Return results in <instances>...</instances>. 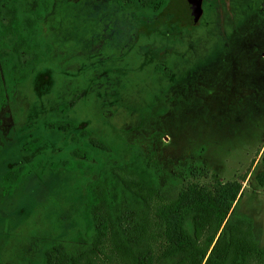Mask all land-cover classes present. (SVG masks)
<instances>
[{"label":"rangeland","instance_id":"rangeland-1","mask_svg":"<svg viewBox=\"0 0 264 264\" xmlns=\"http://www.w3.org/2000/svg\"><path fill=\"white\" fill-rule=\"evenodd\" d=\"M212 1L175 22L115 0H52L36 36L51 52L0 112V179L41 161L12 195L0 192V264H41L55 242L71 250L85 184L134 147L162 183L188 163L203 166L207 182L240 183L236 215L252 221L264 247V188L254 182L264 169V0ZM23 2L30 13L36 0ZM53 121L82 123L107 146L89 148L90 176L49 170L87 146L73 141L76 131L49 130ZM34 136L41 143L26 151Z\"/></svg>","mask_w":264,"mask_h":264},{"label":"trees","instance_id":"trees-1","mask_svg":"<svg viewBox=\"0 0 264 264\" xmlns=\"http://www.w3.org/2000/svg\"><path fill=\"white\" fill-rule=\"evenodd\" d=\"M115 1L155 17L169 0ZM51 6L52 0H36L27 13L23 0H0V52L5 51L0 56V112L51 52L36 37ZM47 128L61 134L76 131L73 141L87 142L72 149L69 158L51 160L49 170L90 176L89 148L106 151L104 142L92 138L82 123L53 121ZM41 141L34 136L23 148L34 151ZM260 162L264 165V152ZM40 166L36 159L9 167L0 179L1 195H12ZM206 175L203 166L188 163L162 183L159 169L140 148H132L127 159L107 163L85 184L72 249L52 243L41 251V264H264V247L255 239L252 221L235 212L240 183L207 182ZM254 182L264 188V169Z\"/></svg>","mask_w":264,"mask_h":264},{"label":"flooded vegetation","instance_id":"flooded-vegetation-1","mask_svg":"<svg viewBox=\"0 0 264 264\" xmlns=\"http://www.w3.org/2000/svg\"><path fill=\"white\" fill-rule=\"evenodd\" d=\"M200 1V8L196 9L195 13H193L191 15L192 19L194 17H197L201 11V8L203 7V5H206L208 7H211V6H214L215 3L212 1V0H199ZM190 2V1H189ZM207 3V4H206ZM188 4V3H187ZM226 6H230V0H225V4ZM121 6V5H119ZM186 3H180L178 1L176 2H172L171 3V0H169L165 6L162 8L161 12L160 13H164V16L167 17V19H170L168 16H174V19L177 20L175 22H179L180 20L179 19H182V16H187V13L185 12H190V10L188 9L189 7H186ZM189 10V11H188ZM172 16V18H173ZM178 19H176V18ZM166 19V20H167ZM171 36H169L167 33H165L161 38H162V42L165 44V47H167L168 45V39L170 38ZM172 38V37H171ZM176 38L178 37H175V40H177Z\"/></svg>","mask_w":264,"mask_h":264},{"label":"water","instance_id":"water-1","mask_svg":"<svg viewBox=\"0 0 264 264\" xmlns=\"http://www.w3.org/2000/svg\"><path fill=\"white\" fill-rule=\"evenodd\" d=\"M176 1H178L180 3L184 2L187 5L186 7H189L188 9L190 10V12H185V13H187V16L184 15L185 17H191V15L193 13H195L196 9L200 8V1L199 0H171V3L176 2Z\"/></svg>","mask_w":264,"mask_h":264}]
</instances>
